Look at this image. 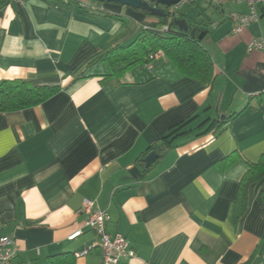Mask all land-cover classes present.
<instances>
[{
  "label": "crops",
  "instance_id": "0c3cea01",
  "mask_svg": "<svg viewBox=\"0 0 264 264\" xmlns=\"http://www.w3.org/2000/svg\"><path fill=\"white\" fill-rule=\"evenodd\" d=\"M98 6L92 14L64 0H0V79L59 87L40 105L0 112V234L16 241L14 264H48L92 245L86 198L110 214L107 233L124 235L136 253L118 264H264V179L249 187L245 213L233 214L249 164L264 154V50H249L264 40V4L241 33L229 14L247 13L246 4L212 7L214 19L196 25L214 61L209 85L165 55L119 83L102 82L106 63L78 78L93 57L156 23L139 9ZM191 118L143 171L142 154ZM208 118L227 122L215 137L199 136ZM102 256L95 248L76 264Z\"/></svg>",
  "mask_w": 264,
  "mask_h": 264
},
{
  "label": "trees",
  "instance_id": "16d2710c",
  "mask_svg": "<svg viewBox=\"0 0 264 264\" xmlns=\"http://www.w3.org/2000/svg\"><path fill=\"white\" fill-rule=\"evenodd\" d=\"M65 3L67 5L75 4L83 11L92 14L102 12V10H86L81 6L80 0H68ZM142 12L149 14L147 11ZM150 17L156 22L155 29L147 30L142 27L141 34L129 45L109 48L96 55L87 63L85 70L78 75V78L85 76L86 72L95 65L106 63L110 73L101 75L102 82L114 80L119 83L124 74L138 65H151L153 59L150 58V54L162 51L163 55L168 57L188 78L199 80L205 85L213 84L215 81L214 61L210 52L202 44L203 40L198 39L199 33L204 29L193 26L197 28V35L193 37L190 33L180 31L174 24L170 25L167 30H162L164 26L169 25V16ZM58 91L59 87L34 86L23 80L0 79V112L17 111L40 105ZM237 115L235 113L227 119H233ZM194 119L191 118L173 126L167 135L150 146L138 159L140 168L144 171L143 159L151 151L156 150L163 156L175 139L188 133V125ZM226 124V121H221L218 118H208L199 124L198 128L203 131L199 136L212 134L215 137ZM262 179H264V154L258 162L249 164V168L240 182L239 197L233 206V214L242 215L245 213L248 189ZM77 258L74 252L58 253L48 257V264H76Z\"/></svg>",
  "mask_w": 264,
  "mask_h": 264
},
{
  "label": "built area",
  "instance_id": "2783aa9c",
  "mask_svg": "<svg viewBox=\"0 0 264 264\" xmlns=\"http://www.w3.org/2000/svg\"><path fill=\"white\" fill-rule=\"evenodd\" d=\"M68 0H64L67 2ZM205 3L208 6L223 10L230 4H246L248 6L247 13L231 12L229 19L233 23V32L241 33L251 24L259 20L258 6L264 4V0H180L178 4L167 7L166 11L169 16V25L164 26L162 30H167L170 25L174 24L178 18V8L184 5H193L196 3ZM81 6L89 11L102 10L96 1L80 0ZM214 27L217 23L213 24ZM144 29L151 30L156 27L152 24H144ZM249 50H264V40L262 38H255L249 42ZM163 55L162 51L150 54V58L155 60ZM151 67V65H149ZM82 211L88 214L86 226L92 229L98 239L90 246L85 247L82 251L76 253L77 257L85 256L89 251L95 248L102 249V264H118L122 258H134L135 251L130 247L127 238L122 234L111 236L107 233L106 226L111 220L108 212L101 210L97 203L91 199H84ZM83 234L82 230H78L69 236V239L74 240ZM19 248L16 241L7 235L0 234V264H14Z\"/></svg>",
  "mask_w": 264,
  "mask_h": 264
},
{
  "label": "water",
  "instance_id": "95a60500",
  "mask_svg": "<svg viewBox=\"0 0 264 264\" xmlns=\"http://www.w3.org/2000/svg\"><path fill=\"white\" fill-rule=\"evenodd\" d=\"M107 3H116L123 6H128L134 9L147 11L151 16L155 17H167V7L174 6L179 3L180 0H93ZM174 25L179 28L180 31L190 33L191 36L196 37L197 28L192 27L186 19L177 18L174 21ZM205 32H201L198 35L199 40H203ZM160 157V153L156 150L151 151L144 159L145 169H149ZM133 176L137 177L142 175L141 170L136 166L130 169Z\"/></svg>",
  "mask_w": 264,
  "mask_h": 264
},
{
  "label": "rangeland",
  "instance_id": "374dc122",
  "mask_svg": "<svg viewBox=\"0 0 264 264\" xmlns=\"http://www.w3.org/2000/svg\"><path fill=\"white\" fill-rule=\"evenodd\" d=\"M96 2L100 4H109L107 2L101 1ZM177 12L178 16L186 19L187 22L192 26H196L199 23L209 24L210 21L214 19L213 8L205 3H197L196 5H184L182 7H179Z\"/></svg>",
  "mask_w": 264,
  "mask_h": 264
}]
</instances>
